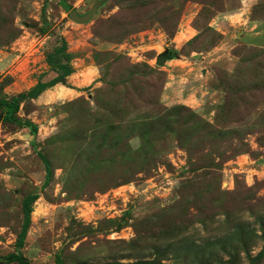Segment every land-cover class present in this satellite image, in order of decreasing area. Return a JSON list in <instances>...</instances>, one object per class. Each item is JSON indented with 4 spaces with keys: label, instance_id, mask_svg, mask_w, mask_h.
Instances as JSON below:
<instances>
[{
    "label": "rangeland",
    "instance_id": "obj_1",
    "mask_svg": "<svg viewBox=\"0 0 264 264\" xmlns=\"http://www.w3.org/2000/svg\"><path fill=\"white\" fill-rule=\"evenodd\" d=\"M242 1L0 0V97L37 126L0 122V264H264V0ZM61 39L73 72L25 97Z\"/></svg>",
    "mask_w": 264,
    "mask_h": 264
},
{
    "label": "trees",
    "instance_id": "obj_2",
    "mask_svg": "<svg viewBox=\"0 0 264 264\" xmlns=\"http://www.w3.org/2000/svg\"><path fill=\"white\" fill-rule=\"evenodd\" d=\"M61 4L64 8L67 6ZM66 51V42L61 39L60 44L56 45L52 48L50 52L46 55V63L50 69V71L56 72L57 75L50 79L49 81L43 82L40 79L26 92L25 97L28 98H37L43 91L49 89L53 85L57 83H63L64 78L69 76L73 69L71 66L66 64L57 63V58L64 54ZM172 59V57H170ZM24 99L22 96H12L10 98L0 97V122L9 123L16 125L19 128H25L28 130L31 136H35L37 134V126L27 119H20L17 117V112L19 110V106L21 101ZM44 164V184H47L51 178V168L48 160L44 157L40 156ZM37 193L28 194L21 202V212H22V223L19 232L16 236L15 248L19 249L24 245V241L27 235L28 228L30 226V213L32 211V204L37 200ZM4 263H17L24 264V261L20 254L17 252L9 253L1 258ZM57 264H62V261L58 256H56Z\"/></svg>",
    "mask_w": 264,
    "mask_h": 264
},
{
    "label": "water",
    "instance_id": "obj_3",
    "mask_svg": "<svg viewBox=\"0 0 264 264\" xmlns=\"http://www.w3.org/2000/svg\"><path fill=\"white\" fill-rule=\"evenodd\" d=\"M100 3H96L93 5V7L90 9V11L84 15H78L75 11H70L68 13V17L72 19L75 22L78 23H85L89 21L91 18L92 14L96 12V8ZM168 59H170V55L168 51H165L163 53H160L156 56V65L161 66L163 63H165Z\"/></svg>",
    "mask_w": 264,
    "mask_h": 264
},
{
    "label": "crops",
    "instance_id": "obj_4",
    "mask_svg": "<svg viewBox=\"0 0 264 264\" xmlns=\"http://www.w3.org/2000/svg\"><path fill=\"white\" fill-rule=\"evenodd\" d=\"M245 1L246 0H243L242 1V4L243 5H245ZM245 21V20H244ZM258 22H260V23H258ZM252 26L251 27H249V29L250 28H256V27H254V26H259V27H257L258 29H260V27L261 26H264V23L262 22V21H255V22H253L252 24H251ZM261 30V29H260ZM262 31V30H261ZM249 39L250 40H254L255 42H258V41H260L261 39H260V37H257V34L256 33H254V35H252V37H249Z\"/></svg>",
    "mask_w": 264,
    "mask_h": 264
}]
</instances>
